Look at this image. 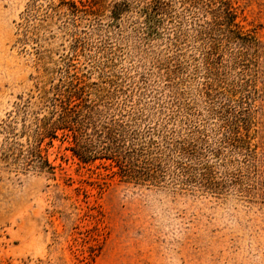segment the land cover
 Returning <instances> with one entry per match:
<instances>
[{"label": "rangeland", "instance_id": "374dc122", "mask_svg": "<svg viewBox=\"0 0 264 264\" xmlns=\"http://www.w3.org/2000/svg\"><path fill=\"white\" fill-rule=\"evenodd\" d=\"M149 1L0 0V264H264V0H225L251 40L222 17L210 63L195 33L220 0ZM70 96L155 142L165 179L82 162L64 130L39 144L53 169L10 159Z\"/></svg>", "mask_w": 264, "mask_h": 264}, {"label": "trees", "instance_id": "16d2710c", "mask_svg": "<svg viewBox=\"0 0 264 264\" xmlns=\"http://www.w3.org/2000/svg\"><path fill=\"white\" fill-rule=\"evenodd\" d=\"M179 1L188 12L203 10L210 13V10L207 8L212 10V6L216 4L213 0ZM220 3L221 7L216 10L215 14H212L211 20H205L202 24L199 23L200 28L197 29L195 33L196 39H201L203 43L202 53L209 63L211 59L214 61L215 57L218 55V47L216 46H218V42L220 43L221 41L217 38L215 31H217L218 27L222 24V17L226 18L228 32L231 34L227 39L228 41L233 37L241 41L251 40L250 37L246 35L243 36L236 31L235 27L238 24L236 22V14L233 11V7L229 6L225 0H220ZM148 4L149 6H153L151 8H153L154 12H152L154 14L160 12L169 14V12L173 10V2L170 0H150ZM198 14L202 13L198 12ZM149 17L152 18L151 15ZM199 19L198 16L195 21ZM20 110L24 115L28 113L25 109L23 110L22 107ZM51 113L53 116L55 115V119H51L48 122L49 125H42V119L35 116L36 134L33 136L31 143L35 144V146H28L27 152L21 147H14L15 145H20L16 140L11 142L13 147L8 149L7 153L10 159L17 163H22L25 166H32L35 162H38L37 165L40 168H42V166L39 165L43 164L48 167V169H53L49 160L44 158L41 154V146H39V144L42 138L46 137V133H50L49 131H53L50 135L56 137L57 130H64L66 131L65 134L67 137L70 135L72 136V141L75 144V146H71L70 149L82 162H87L88 160L97 158V155L102 154L101 158L106 157L107 159L115 161L120 174L127 179L136 181H157L158 179H165L168 172L164 166V152L160 150L159 147L157 148L155 142L144 141L147 144L142 145L139 142H134V136H132L133 139L128 138L127 134L131 131L128 129V125L122 122L113 123L107 121L100 126H95V120L93 118L94 112L88 110L87 105H74L72 96L54 103ZM11 116L12 115H10V117ZM5 127L6 129H15L12 127L11 123H6ZM8 132L14 133V131ZM132 135H135V133H132ZM148 142L151 143V145L148 144ZM175 153L184 157L187 151L184 148L176 147Z\"/></svg>", "mask_w": 264, "mask_h": 264}]
</instances>
